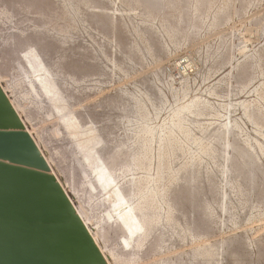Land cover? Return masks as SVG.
<instances>
[{
  "label": "rangeland",
  "instance_id": "rangeland-1",
  "mask_svg": "<svg viewBox=\"0 0 264 264\" xmlns=\"http://www.w3.org/2000/svg\"><path fill=\"white\" fill-rule=\"evenodd\" d=\"M196 1L179 0L180 14L167 18L163 2L146 10L152 0H0V88L106 264H264V117L253 113L262 128L244 115L248 107L264 116V0ZM28 49L50 69L73 128L28 77ZM189 103L196 106L183 115L184 134L171 127L173 113ZM137 111L156 130L147 171L131 167L141 141ZM169 127L177 143L163 149L172 156L160 164L157 141ZM83 139L100 141L97 156L125 196L163 189L158 210H148L159 222L140 248L125 250V228L108 220L106 197L89 187V163L77 149ZM204 148L226 151L227 164L242 172L234 187L223 160ZM240 155L255 159L254 177L241 170ZM218 245L213 257L193 254Z\"/></svg>",
  "mask_w": 264,
  "mask_h": 264
},
{
  "label": "water",
  "instance_id": "water-1",
  "mask_svg": "<svg viewBox=\"0 0 264 264\" xmlns=\"http://www.w3.org/2000/svg\"><path fill=\"white\" fill-rule=\"evenodd\" d=\"M0 264H106L1 88Z\"/></svg>",
  "mask_w": 264,
  "mask_h": 264
},
{
  "label": "bare ground",
  "instance_id": "bare-ground-1",
  "mask_svg": "<svg viewBox=\"0 0 264 264\" xmlns=\"http://www.w3.org/2000/svg\"><path fill=\"white\" fill-rule=\"evenodd\" d=\"M70 1V0H69ZM153 4L151 6L146 5V10L150 11H154V10H162L161 8V3L163 2V6L165 5V17H171L177 13H179V0H152ZM213 1L215 0H205L206 2V6L209 7L211 5V3H213ZM228 0H224V2H227ZM234 1V0H233ZM195 2H197L195 0ZM220 2V1H219ZM68 3V2H67ZM152 3V2H151ZM183 3V2H182ZM69 4V3H68ZM67 4V5H68ZM245 4V3H244ZM66 7V5H64ZM69 6V5H68ZM203 6V5H202ZM214 6V5H213ZM74 7V6H73ZM72 7V9H73ZM206 8V7H205ZM220 8V7H219ZM70 9V8H69ZM71 9V10H72ZM197 9V7L195 6V10ZM66 10V9H65ZM75 10V9H74ZM224 10V9H223ZM76 11V10H75ZM67 12V11H66ZM185 12V10H184ZM198 12V11H197ZM68 13V12H67ZM77 13V12H76ZM151 13V12H150ZM189 13V12H188ZM192 13V12H190ZM214 13V12H213ZM146 14V13H145ZM149 14V13H147ZM180 14V13H179ZM76 15V14H74ZM151 15V14H150ZM185 15V14H184ZM204 15V13H203ZM178 16V15H177ZM74 17V16H73ZM72 17V19H73ZM199 17V16H198ZM76 18V17H75ZM165 18V20L167 19ZM190 18V17H189ZM174 20V19H173ZM168 21V20H167ZM190 22V21H189ZM170 25V24H169ZM174 26V25H173ZM165 28V27H164ZM172 28V27H171ZM80 30V29H79ZM167 35V33H166ZM146 47V46H145ZM148 48H146L147 50ZM147 53V52H146ZM149 53V51H148ZM150 54V53H149ZM24 59L25 62L27 64V69H28V77H31L30 75L32 74L34 77L35 82L37 83V87H38V93L40 92V94L42 93V95H44L46 97V99L49 101L52 109L54 111H56V113L58 114L60 120L65 123V125L67 124L68 128H73V122L71 121L72 119L69 117L68 114H66L65 112V105H63L64 103V99L62 98V93H60L58 86L52 81V73H50V69L48 70L46 67H44L43 63L41 62L39 56L36 54V51H34L33 49H28L26 50V53L24 54ZM27 72V70H26ZM52 72V71H51ZM55 75V74H54ZM33 77L31 78V80L33 79ZM56 77V76H54ZM55 79V78H54ZM29 80V81H31ZM29 87L31 91H36V86L34 87V85L32 83H29ZM36 94V93H35ZM40 96V95H39ZM151 97V96H150ZM41 99V98H40ZM43 99V98H42ZM46 102V101H45ZM48 103V102H47ZM158 105V104H157ZM49 106V105H48ZM195 105H193L192 103H189L188 105H184L181 106L179 109H177L174 113H173V126H171L172 128L181 131L182 133L186 134L187 131L184 130L182 123H183V115L186 112H191L192 107H195ZM227 108V107H226ZM135 113V111H134ZM138 113V111H137ZM136 113V114H137ZM254 114L258 115L259 117H264L258 110H253L250 111V109L247 107L244 109V115L246 117V119L251 122L252 124H254L257 127H262L260 125L259 122H257L254 119ZM225 115V114H224ZM138 117L140 118V120H142V125L140 127L139 130V137H140V148L139 151L136 153V158L134 159V164L131 167H140L141 169L144 170H148L149 169V162L151 159L150 156V149H151V143L153 138L155 137V129L151 128L150 126H148L145 123V119L146 116L142 113H138ZM256 117V116H255ZM258 119V118H257ZM75 120V119H73ZM76 124V123H75ZM151 124V123H150ZM62 125V124H61ZM171 127L169 128H165V130L167 131L166 137L165 139H160L158 137V149H159V153L157 155V160L159 161V163L161 164V161L163 158H170L172 156V154L168 153L169 155H171L170 157H165V151H169L168 149H173L172 147H175L174 145L177 143L174 141L173 139V133L171 129ZM228 126H224L223 127V132L227 131ZM215 130V129H214ZM158 131V130H157ZM244 131V130H243ZM79 132V131H78ZM81 132V131H80ZM94 133V132H93ZM230 133V131H229ZM228 133V134H229ZM70 134V133H69ZM72 136L74 137L75 135L72 134ZM157 136V134H156ZM230 136V135H229ZM83 137V136H82ZM75 138V137H74ZM77 138V137H76ZM205 138V137H204ZM87 139V138H85ZM78 140L77 143V149L79 151L80 156H82V158L84 160H87L89 163V174L86 175L89 180V187L91 188L92 192L94 190H96L95 188H99L100 191L103 193V195L106 197V200L108 201V213L106 215V217L108 218V220L110 218H113L115 220V222L119 223V227L120 225H122L127 233V236L125 238H123L122 243L124 244L125 247L128 248L133 246L134 248H140V246L142 245L143 241L145 240L149 228L151 227L153 221H157V217L154 218L153 215H150L148 213V210H152L153 208L157 209V205H158V200L157 198H162V196H164V194H162L163 189L160 190L159 189H155L154 191H151L149 189H147L146 187L143 188L142 190L137 188V191H133L131 194H129L128 196H125L122 193L121 187L119 186L118 183H116V176L113 174V171L108 170L105 166L104 163L102 162V160L99 158L98 153L96 151V148L99 146L100 141H93V140ZM90 139V137L88 138ZM223 142V141H222ZM221 142V143H222ZM225 144L224 149L227 150V148L230 146L228 143H226V141H224ZM156 143V142H155ZM260 143V142H259ZM153 144V143H152ZM222 145V144H221ZM264 145V144H263ZM222 146V147H223ZM231 148V147H230ZM161 150V151H160ZM163 151V152H162ZM171 151V150H170ZM237 151V150H236ZM202 152L206 155H208L211 159H216V157L220 158L221 160H223L224 165L222 166L221 169V173L222 175L226 176L229 178L228 183L231 184L234 187V184H236L237 182L240 181V178H242V172H240L237 167L230 163L227 164V162L229 161L228 155L226 154V151H224V153L221 155H216L215 153V149L214 148H204L202 149ZM234 152V151H233ZM172 153V152H171ZM240 154V153H239ZM249 154V153H248ZM246 155V154H245ZM131 156V155H130ZM135 155H132V157L134 158ZM164 156V157H163ZM237 156V155H236ZM131 158V157H129ZM233 158V157H232ZM254 159V158H253ZM130 160V159H129ZM238 160V159H237ZM132 161V160H131ZM240 162V167L241 170L245 171V176H248L250 178L254 177V171H258V166L256 164V161L254 159V163L252 162V164L250 162H248L247 160H245V158L240 155L239 157V161ZM129 163V162H128ZM159 164V168H158V173L155 179V183H160L162 180V174L160 172L161 166ZM223 164V163H222ZM123 165V164H122ZM128 165V164H127ZM221 165V163H220ZM126 166V164H125ZM123 167V166H122ZM131 167L128 166L125 168H121L124 170H129ZM186 167V166H184ZM152 169V168H151ZM185 169V168H183ZM256 169V170H255ZM87 170V169H86ZM190 174V173H189ZM188 176V175H187ZM189 177V176H188ZM194 177V175H193ZM192 177V178H193ZM197 177V176H196ZM195 177V178H196ZM190 179V178H189ZM194 179V178H193ZM173 181H175V176H172L169 183H172ZM191 181V179H190ZM196 180H194L195 182ZM193 182V183H194ZM251 182V180H250ZM150 183V181L146 182V185H148ZM189 183V181H188ZM249 183V182H248ZM190 184V183H189ZM188 184V185H189ZM192 184V183H191ZM226 185V184H225ZM247 185V184H246ZM252 185V184H251ZM192 186V185H191ZM223 186V185H222ZM189 187V186H188ZM130 188V187H129ZM214 188V187H213ZM223 188V187H222ZM206 189V188H205ZM200 191V190H199ZM129 193V192H128ZM166 193V192H165ZM199 193V192H198ZM166 195V194H165ZM197 195H200L197 194ZM222 198L220 201V208L222 210H225V205L224 204V199L225 198V194H221ZM138 196V200L137 201H133L134 197ZM201 197V196H198ZM242 198V197H241ZM198 200V199H197ZM166 201V199H165ZM168 201V200H167ZM170 201V200H169ZM200 201V200H199ZM202 202V201H201ZM212 202V201H211ZM106 203V202H105ZM176 203V202H175ZM166 204V202H165ZM168 204V203H167ZM171 204V202H170ZM180 204V203H179ZM208 204V202L206 203ZM205 204V205H206ZM242 205V204H241ZM201 206V205H200ZM203 206V205H202ZM175 207V205L173 206V208ZM207 207V206H205ZM177 208V206H176ZM208 208H210L208 206ZM208 208H204L205 212H206V216L207 217H211L210 216V210H208ZM167 212L166 214L169 215L170 213H172V208L171 206H167ZM199 209V208H198ZM155 210V211H156ZM174 212V211H173ZM204 212L203 210L201 211ZM204 212V214H205ZM156 213V212H155ZM158 213V212H157ZM172 216V215H171ZM201 216V215H200ZM203 217V216H202ZM159 218V217H158ZM167 218V217H166ZM199 219V218H198ZM107 220V221H108ZM111 220V219H110ZM221 221V219H220ZM109 222V221H108ZM106 222V223H108ZM112 222V221H111ZM159 222V220L157 221ZM168 222V221H167ZM155 223V222H154ZM204 225V224H203ZM98 226V224L96 225ZM122 227V228H123ZM99 228V227H98ZM97 229V228H96ZM121 231V230H119ZM125 232V231H124ZM198 232V231H197ZM196 232V233H197ZM125 233V234H126ZM201 234V233H200ZM123 235V234H122ZM197 235V234H196ZM101 237V236H100ZM222 245V244H221ZM122 246V245H121ZM123 246V247H124ZM219 245L218 247H214L216 248L215 250L213 249V247L209 248V249H204L201 252L200 251H194L193 254L194 255H202L205 256L207 258L209 257H213L215 256L216 252L219 250ZM133 249V248H132ZM126 251V252H127ZM133 251V250H132ZM137 251V250H136ZM125 252V251H124ZM112 253V251H111ZM110 254V253H109ZM134 254V253H133ZM132 254V255H133ZM114 255V254H113ZM131 255V254H130ZM110 256V255H109ZM117 256V255H116ZM134 256V255H133ZM118 257V256H117ZM114 258V257H113ZM116 259V257H115ZM114 260V259H113ZM112 260V261H113ZM113 264V263H112ZM115 264V263H114ZM118 264V263H117Z\"/></svg>",
  "mask_w": 264,
  "mask_h": 264
}]
</instances>
